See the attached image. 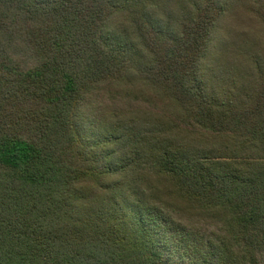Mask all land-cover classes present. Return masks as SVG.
Returning a JSON list of instances; mask_svg holds the SVG:
<instances>
[{
	"label": "trees",
	"instance_id": "trees-1",
	"mask_svg": "<svg viewBox=\"0 0 264 264\" xmlns=\"http://www.w3.org/2000/svg\"><path fill=\"white\" fill-rule=\"evenodd\" d=\"M0 264H264V0H0Z\"/></svg>",
	"mask_w": 264,
	"mask_h": 264
}]
</instances>
